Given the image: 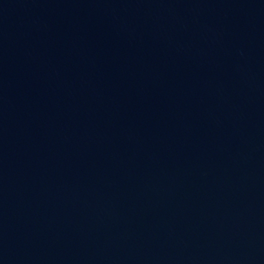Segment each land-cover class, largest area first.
Here are the masks:
<instances>
[{"label": "water", "instance_id": "obj_1", "mask_svg": "<svg viewBox=\"0 0 264 264\" xmlns=\"http://www.w3.org/2000/svg\"><path fill=\"white\" fill-rule=\"evenodd\" d=\"M0 264H264V0H0Z\"/></svg>", "mask_w": 264, "mask_h": 264}]
</instances>
